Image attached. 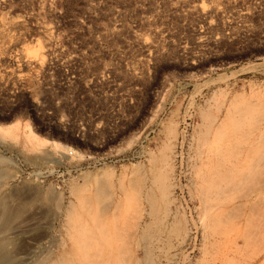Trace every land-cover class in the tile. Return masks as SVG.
<instances>
[{
	"label": "rangeland",
	"instance_id": "obj_1",
	"mask_svg": "<svg viewBox=\"0 0 264 264\" xmlns=\"http://www.w3.org/2000/svg\"><path fill=\"white\" fill-rule=\"evenodd\" d=\"M62 262L264 264V0H0V264Z\"/></svg>",
	"mask_w": 264,
	"mask_h": 264
},
{
	"label": "bare ground",
	"instance_id": "obj_2",
	"mask_svg": "<svg viewBox=\"0 0 264 264\" xmlns=\"http://www.w3.org/2000/svg\"><path fill=\"white\" fill-rule=\"evenodd\" d=\"M161 176H162V173H159L158 171H153V173H152V176H151V179H150V181H151V183H152V188H150V189H153V186H155V185H158L159 184V182H160V180H161ZM149 189V190H150ZM148 192V191H147ZM146 199H147V202H148V204H149V207H150V215H154V213H156L157 212V208H156V204H158L157 203V201H158V199L160 200V198L159 197H157L154 193H153V190H151V193L149 192V193H147V196H146ZM85 241V240H84ZM86 243V241L82 244V246L83 247H86L84 244ZM81 246V247H82ZM82 247V248H83ZM81 248V250H84V248L82 249ZM87 248V247H86ZM86 250V249H85ZM82 252V251H81ZM83 254V253H82ZM85 254V253H84ZM85 257H86V255H85ZM67 263V262H66ZM61 264H63V262L61 263ZM65 264V263H64ZM68 264H71V263H68Z\"/></svg>",
	"mask_w": 264,
	"mask_h": 264
}]
</instances>
